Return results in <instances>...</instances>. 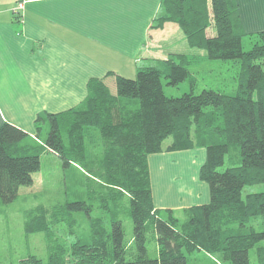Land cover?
<instances>
[{"label":"trees","instance_id":"1","mask_svg":"<svg viewBox=\"0 0 264 264\" xmlns=\"http://www.w3.org/2000/svg\"><path fill=\"white\" fill-rule=\"evenodd\" d=\"M166 21L180 26L195 53H173L140 65L135 77L117 74L116 93L102 79H90L88 95L78 106L39 115L38 123L50 124L44 144L28 139L29 133L9 122L0 126V198L5 202L33 182L44 151L58 153L64 166L72 160L82 162L87 136L97 129L102 137L103 177L128 193L134 250L129 252L124 243L122 221L114 219L110 231L94 227L90 242L62 243L47 260L31 254L17 264H189L187 253L198 250L221 256L210 264L227 260L252 264L250 249L264 240V229L243 231L235 226L264 215V191L243 196L246 185L264 183V30L253 33L256 40L245 50L243 37L248 34L237 0H162L154 26ZM203 58L243 62L244 74L234 93L195 91L197 78L189 67ZM187 79L189 91L167 95L165 84L176 86ZM123 97L129 98L126 103ZM130 98L137 99L138 106L131 107L137 101ZM169 138L173 141L167 149L198 145L207 149L200 178L209 184L211 198L190 207L185 219L172 209L156 208L153 200L148 155L163 151ZM232 146L240 151L237 164L222 169ZM85 205L84 200H73L64 206L71 213L87 211ZM32 213L26 231L46 234L50 228L46 210L38 206ZM148 228L158 243L156 257L148 252ZM257 255L255 264H264V245Z\"/></svg>","mask_w":264,"mask_h":264},{"label":"crops","instance_id":"2","mask_svg":"<svg viewBox=\"0 0 264 264\" xmlns=\"http://www.w3.org/2000/svg\"><path fill=\"white\" fill-rule=\"evenodd\" d=\"M17 1L0 0V126L9 122L40 143L38 125L48 121L40 125L39 115L78 106L90 79L116 93L117 74L135 77L140 65L196 52L176 22L154 26L162 0H24L22 17L12 12ZM237 2L244 31L264 30V0ZM168 145L148 155L154 205L185 219L211 198L200 178L207 149Z\"/></svg>","mask_w":264,"mask_h":264},{"label":"rangeland","instance_id":"3","mask_svg":"<svg viewBox=\"0 0 264 264\" xmlns=\"http://www.w3.org/2000/svg\"><path fill=\"white\" fill-rule=\"evenodd\" d=\"M243 40L244 49L249 50L256 37L253 34L244 35ZM189 68L197 78L196 92H200L203 88H213L234 93L238 88L239 79L244 74L243 62L239 60L203 58L191 64ZM164 89L168 96H180L191 87L187 79L176 86L165 84ZM112 91L116 92V87ZM126 98H122L124 103ZM134 101L137 103L131 104V107L138 106V100ZM40 127L42 129L40 138L44 144L50 131V124L42 123ZM86 141V156L82 162L72 160L64 166V160L58 153L46 150L41 154V166L34 172L33 182L21 186L18 196L13 201L5 202L0 198V264H17L31 254L47 260L50 251L58 250L62 243L70 245L72 241L78 239L82 242H90L94 227L99 229L101 226L104 232L110 231L114 219L122 221L125 232L124 243L129 252L134 250V224L130 214L128 193L122 187L115 189L103 177V147L99 131L91 130ZM168 141L172 143L173 140L169 138ZM238 157H240L238 146H232L221 168L225 169L237 164ZM99 172L100 175L97 174ZM258 191H264V183L246 185L243 196ZM73 200H84L87 211L68 213L64 205L67 201ZM38 206H42L48 214L50 228L46 234L27 232L25 228L26 223H29L34 216L32 210ZM235 227L243 231L251 228L263 230L264 215L253 217L243 227L238 223ZM48 243L53 249L48 248ZM146 243L150 256L156 257L158 243L151 228L147 230ZM261 245H264V240L250 249L252 264L258 262L257 249ZM220 259L219 254H210L203 250L187 253L189 264H210ZM222 264H233V262L227 260L222 261Z\"/></svg>","mask_w":264,"mask_h":264},{"label":"built area","instance_id":"4","mask_svg":"<svg viewBox=\"0 0 264 264\" xmlns=\"http://www.w3.org/2000/svg\"><path fill=\"white\" fill-rule=\"evenodd\" d=\"M24 0H18L16 5L12 7V12L14 15L17 17H22L23 16V10H24Z\"/></svg>","mask_w":264,"mask_h":264}]
</instances>
